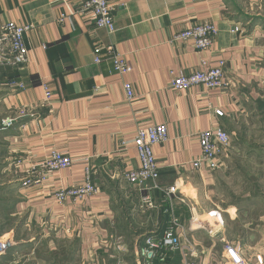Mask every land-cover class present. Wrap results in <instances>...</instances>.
I'll return each instance as SVG.
<instances>
[{
    "label": "crops",
    "instance_id": "1",
    "mask_svg": "<svg viewBox=\"0 0 264 264\" xmlns=\"http://www.w3.org/2000/svg\"><path fill=\"white\" fill-rule=\"evenodd\" d=\"M83 1L0 0V29L8 21L32 25L24 35L26 62L0 65V126L6 117L15 119L13 127H0V217L8 211L13 218L12 224L0 218V238L13 236L10 229L30 230L35 233L15 238L17 244L41 243L54 251L60 242H73L74 264H142L137 251L144 238L161 237L176 219L178 240L191 245L198 264H227L224 241L238 245L248 264H264V208L211 205L214 173L190 166L200 155V131L219 125L230 138L232 122L264 102V0H107L113 32L97 28L87 13L68 15ZM61 14L67 16L60 22ZM201 23L218 30L207 52L174 41ZM108 45L125 57L129 73L115 72L104 52L94 62V47ZM202 58L204 69L223 61L232 86L173 89L177 75L203 69ZM42 82L51 91L47 102ZM214 109L224 115L215 117ZM156 124L167 129V140L153 147L159 176L140 191L124 178L139 167L131 141L138 129ZM53 149L68 155L71 167L25 185L28 161L40 163ZM87 168L99 192L56 203L53 192L83 184ZM174 185L176 193L167 199L164 190ZM146 194L152 208L142 203ZM212 211L218 213L211 217ZM257 211L254 221L242 218ZM237 222V233L229 236V225ZM11 249L0 264H19V258L8 262ZM182 262L181 252H174L150 264Z\"/></svg>",
    "mask_w": 264,
    "mask_h": 264
},
{
    "label": "built area",
    "instance_id": "2",
    "mask_svg": "<svg viewBox=\"0 0 264 264\" xmlns=\"http://www.w3.org/2000/svg\"><path fill=\"white\" fill-rule=\"evenodd\" d=\"M203 1V0H192ZM113 7L107 0H84L76 11L68 10V15L87 13L94 21L97 28H104L109 32L115 30L112 16ZM66 14H61L58 19L60 22L66 18ZM32 28L30 24H16L6 22L0 29V65L12 64L22 65L27 59V48L24 43V35ZM234 31H238L235 28ZM218 33L217 28L210 23H201L191 26L179 32L174 37V41H190L195 50L199 53L207 52ZM104 52L108 59L111 60L115 72L125 75L130 72L125 57L118 53L113 46L106 47L96 46L93 49L94 62L100 63L101 53ZM200 65H206V60L202 58ZM13 86L15 83L10 82ZM201 85L206 89H219L226 91L232 86L231 79L227 78L224 71V62L218 61L217 65L200 69L191 74H179L171 81V87L178 91L190 89L194 86ZM22 87L21 84L18 85ZM44 101L51 98V91L46 82H42ZM123 88L127 99H132L133 90L130 83H123ZM215 117L224 115L221 109H214ZM15 119L6 117L1 121V129L5 130L13 127ZM167 140V129L164 124L150 125L137 130L135 137L132 139V145L136 150L139 160V167L125 172L124 178L133 185H136L140 191H144V185L148 181H156L159 176V168L155 160L153 147L156 144L163 143ZM198 142L200 146V155L190 162V166L195 171L203 169L209 172H218L224 168L222 160L223 153L228 149L230 138L228 133L219 125L213 126L198 133ZM72 159L65 153L58 150H51L43 161L40 163L28 161L27 176L24 179L25 185L42 184L47 181L48 174L51 172L64 170L72 165ZM19 165V164H18ZM90 170L86 169V178L83 184L71 186L69 188H59L53 192V198L56 203L63 204L68 199L72 201L80 200L84 197L95 195L99 188L91 181ZM153 188H157L154 185ZM177 187L171 186L164 190V195L169 199L176 193ZM142 203L148 207H153L149 194L142 196ZM208 215L213 217V213ZM220 222V221H218ZM196 220L190 221L189 230H193V224ZM172 226L166 228L161 237L148 236L144 238V244L138 248L137 256L142 264H150L153 260L164 262L167 256L174 252H181L183 256L182 264H198L193 258V248L189 243L182 244L176 235V219L171 220ZM15 245L12 236L0 238V255L7 252ZM223 253L226 256L227 264H248L242 256L241 248L231 242L224 241L222 244Z\"/></svg>",
    "mask_w": 264,
    "mask_h": 264
},
{
    "label": "rangeland",
    "instance_id": "3",
    "mask_svg": "<svg viewBox=\"0 0 264 264\" xmlns=\"http://www.w3.org/2000/svg\"><path fill=\"white\" fill-rule=\"evenodd\" d=\"M231 129V147L222 155L224 168L219 172H213L214 174L210 173L212 175L210 184L212 183V185H210L209 203L219 207L229 204H257L264 208V102L255 105L240 120L232 122ZM228 159L230 161L226 163ZM8 186L7 184L4 185V187ZM203 187L208 188V181ZM263 208H259V210ZM241 213L242 211L238 215ZM3 214L5 215H1V221L7 219L9 224H12L8 211L3 212ZM250 214L243 215L242 218L254 221V216H258L261 212L257 211ZM242 218L241 220H243ZM238 226V222L229 225V236H234L237 233ZM10 230L13 231L14 237H12L15 242V238H27L25 237L27 232L35 233L17 228ZM22 233L24 234L22 235ZM7 237L4 236V238ZM76 249L77 246L73 242L67 241L58 243L54 251H49L46 245L41 243L17 244L16 242L8 252L7 258H10L8 262H15L19 258V264H74L73 257ZM14 253L15 256L12 255Z\"/></svg>",
    "mask_w": 264,
    "mask_h": 264
}]
</instances>
